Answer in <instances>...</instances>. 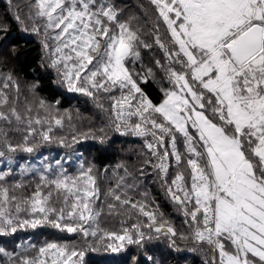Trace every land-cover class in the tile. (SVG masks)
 <instances>
[{
    "label": "snow or ice",
    "instance_id": "1",
    "mask_svg": "<svg viewBox=\"0 0 264 264\" xmlns=\"http://www.w3.org/2000/svg\"><path fill=\"white\" fill-rule=\"evenodd\" d=\"M9 11L41 56L18 73L28 41L0 21V264H264V0ZM66 93L106 121L78 124ZM134 142V170L121 156L101 193L96 161ZM149 175L183 229L149 199Z\"/></svg>",
    "mask_w": 264,
    "mask_h": 264
},
{
    "label": "trees",
    "instance_id": "2",
    "mask_svg": "<svg viewBox=\"0 0 264 264\" xmlns=\"http://www.w3.org/2000/svg\"><path fill=\"white\" fill-rule=\"evenodd\" d=\"M15 2L24 4L25 0H15ZM117 2L121 7H125L129 11L138 10V0H117ZM139 2L146 4L147 0H139ZM4 20H6L11 27L12 36L19 38L21 35H23L28 41L27 43H25L24 40H21L20 42L21 51L19 53V61L16 62V71L21 75H26L28 79H31V73L26 72L25 69L26 66L29 64L32 67H38L39 59L41 56V48L39 41L34 36H28V34H21L20 26L13 19L12 12L9 11V0H0V21ZM2 35L3 33H0V36ZM40 71L42 72L43 70ZM65 96L67 98L64 100V107L73 109L74 118L76 117L75 110L77 108L80 110L81 118L79 120H76L78 124L83 123L85 126H87L89 123H92L99 126L102 122L106 121L105 116L101 112L96 110L90 103L85 104L82 97H79L76 94L68 93H66ZM138 143L139 142H134L123 145L125 149L123 153L119 151L120 145H117L116 150L113 153L107 156H101V158L96 161L97 167L100 169V174L97 183L99 185L101 193L107 191L110 183H114L115 178L112 177V168L121 159V156H123L124 159L128 162L130 170H134L132 169V165L136 163V154H138L140 151ZM41 151H43L45 154H47L49 151H51L53 155H55V153L57 152H60L62 154V150L57 149L55 147L50 150L42 149ZM105 168L108 169L107 176L104 175ZM143 189L149 193V199L155 200L156 204L159 205L163 213L167 217L171 218L177 228L183 229L185 227L182 224L183 217L177 214L173 205L167 199V196L162 190L161 184L158 179L151 175L143 178ZM101 201H103V195H101ZM41 231L47 233L53 232L54 230L42 229ZM45 238V236H41L39 239L43 240ZM155 247H158L160 250H165L164 243H159ZM93 255L97 260L103 258L102 255ZM184 255L187 257V259L181 262V264H204V257L202 254L185 253ZM170 264H175V262L172 261L170 262Z\"/></svg>",
    "mask_w": 264,
    "mask_h": 264
},
{
    "label": "rangeland",
    "instance_id": "3",
    "mask_svg": "<svg viewBox=\"0 0 264 264\" xmlns=\"http://www.w3.org/2000/svg\"><path fill=\"white\" fill-rule=\"evenodd\" d=\"M0 167H2V166H0Z\"/></svg>",
    "mask_w": 264,
    "mask_h": 264
}]
</instances>
